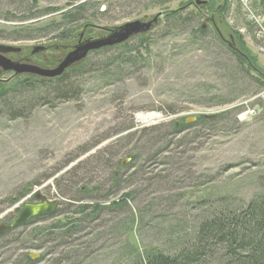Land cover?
Wrapping results in <instances>:
<instances>
[{
    "label": "rangeland",
    "instance_id": "374dc122",
    "mask_svg": "<svg viewBox=\"0 0 264 264\" xmlns=\"http://www.w3.org/2000/svg\"><path fill=\"white\" fill-rule=\"evenodd\" d=\"M81 3L87 5V12L81 22L71 26L62 15ZM173 12L187 18L188 25L170 28L166 15ZM155 17L159 19L155 28L141 36L148 43L138 54L132 53L135 58L147 59L148 64L123 81L91 72L100 69L115 52L105 54V58L89 55L83 60L85 75L74 79L79 85L74 100L33 107L26 118H0V264H24L23 255L32 264H71L63 255L73 251L83 256L81 264H132L136 247L171 241L169 234L197 223L199 201L225 199L241 207L264 194V88L252 89L249 82L221 70L230 44L239 49L243 43L251 63L264 74V43L256 38L249 21L251 17L264 21V0H248L246 5L240 0H0V37L16 33L35 37L19 42L0 39V45L20 49L18 54L6 55L14 63L25 64L20 62L25 58L30 65L53 69L77 45L82 33L87 39L127 22L148 23ZM200 26L201 35L197 32ZM64 30L69 38H64ZM141 37L132 38L129 45L139 46ZM35 48L43 50L33 52ZM14 76L29 75L0 71V87ZM250 76L259 77L254 72ZM227 85L231 87L229 102L218 104ZM204 87L209 91L207 96L201 94ZM229 110H233L231 120L220 129H187L144 150L151 156L153 151L161 153L147 165L139 164L143 165L142 173L130 156L120 152L138 151L143 134L126 143L127 136L136 130L168 127L170 122L189 126L199 116ZM149 114L156 115L149 123L138 119ZM242 114L248 116L241 121L237 116ZM104 159L106 164L113 163V168L116 162L123 168L130 164L124 169L123 190L104 202L108 206L132 194L127 204L130 212L106 207L105 216L89 226L83 224L80 233L52 254L46 248L36 249L44 241L37 242L44 236L38 234H48L49 227L71 217L63 215L66 200L58 193L57 184L61 193L75 199L112 192L109 181L97 178L109 173L102 166ZM88 160L93 161L96 172L88 173L91 165L81 168ZM174 161L182 170L172 174L167 164ZM77 165L80 170L73 172ZM167 174L173 179L161 189L151 184L157 175ZM72 182L77 184L72 186ZM36 193L46 201H56L57 213L8 231L24 204L38 203ZM135 215L139 224L134 221L131 225ZM176 222L185 226L179 228ZM122 228H132L134 234H125Z\"/></svg>",
    "mask_w": 264,
    "mask_h": 264
},
{
    "label": "trees",
    "instance_id": "16d2710c",
    "mask_svg": "<svg viewBox=\"0 0 264 264\" xmlns=\"http://www.w3.org/2000/svg\"><path fill=\"white\" fill-rule=\"evenodd\" d=\"M3 1L13 2L15 0ZM86 6V4L81 3L74 7L72 11L64 13L62 19L67 21L71 26L75 23L81 22L84 18L83 15L87 12V10L84 11ZM178 14V12H173L166 15L167 20L165 22H168L170 28L174 27L177 29V26L183 24L188 25L189 21L186 20L187 18H182L181 16L177 17ZM169 22H176V24H170ZM43 31L44 29L37 32L40 33ZM65 31L66 30L63 32ZM197 32L200 35L203 34L201 26L197 29ZM67 34L69 33L66 31L64 38H69ZM138 37L140 38L141 36ZM138 37L137 39H139ZM34 38L35 37L32 34L21 35L18 33L12 37H0L1 40H8L11 42L33 40ZM216 38L219 39V36ZM129 40L120 45L90 53L89 55L91 56L105 58L107 56L105 54L115 52L114 56L108 58L109 60H107L106 63H102L100 69L93 68L91 72H95L96 74L101 73V77L106 79L110 78L111 80L118 79V81H123V79L129 77L134 70L139 69L141 66H146L148 64L147 59L135 58L136 54L132 53L136 52L138 54V50L142 49V46H144L146 42L148 43V41H146V38L141 37L139 46L133 48L129 45ZM220 44L221 43H219V45ZM222 45L220 47H222ZM226 53L227 59L223 60L222 72L227 74L232 73L236 78H240L237 79L238 81L244 80L249 82L252 89L253 87L256 90L264 88L263 71L261 70L262 73L259 74L258 70H256L255 65L250 61L252 57L249 59L246 54V48L243 43H239V49L230 44ZM84 61L67 69L60 77L54 79H44L34 76H14V78L5 86L0 87V118L6 117L9 120L26 118L33 107L52 106L54 102L62 103L74 100L75 98L73 97V94L78 90L79 86L74 79L85 75V73H83L84 66L86 65L83 63ZM251 72L256 73L259 77H254L253 79L250 76ZM224 78H226V76H224ZM236 78L234 81L235 84H237ZM230 86H232V84H230ZM230 86L227 85L225 87L226 92L221 94L220 102H218V104L224 105L229 102L228 96L230 94L227 92L231 90ZM202 92L203 93L201 94H205L204 96L209 94L206 87H204V91ZM230 112H233V110L222 112L217 115L199 116L196 118L195 122L189 126L170 122L167 125L168 127L161 126L157 128L153 127L149 130H136L134 133L127 136L128 140H126V143L132 142L130 140L132 139L131 137H134L138 133L143 134L142 139L144 141L139 146V149L137 148L138 151L120 152L126 156H130L132 158L131 161L133 160L135 162V166H133L139 167L140 172L142 173L143 165L139 164L144 163V165H147L148 162H151L156 158V155L161 153V151H153L154 155L151 156L152 153L150 155L147 154L150 151L144 150L149 147L155 148V146L165 142L167 138H171L173 135H180L188 131L187 129H194V131H196L195 128L202 129V127L213 131L220 129L224 124L231 120L229 116V114H231ZM235 116L236 115H234V118ZM96 158L97 157H93V161L97 160ZM93 161L88 160L83 164L81 163V166L84 165V167L81 168L85 169L86 165H91V167H89L91 171L88 173H93V170L96 172V167L92 164ZM164 164L165 163L163 162L162 165ZM121 165L120 162H116V168H113V163H110L109 161L108 164H106L105 159L103 160L102 166H106L109 173H106L107 176L97 178L102 182L109 181L110 186L108 188L112 189L111 193L107 194L110 191H106L103 196H86L80 199L67 197L64 193H61L62 189H60L57 184L56 188L58 193L66 200L64 202L66 209H64L63 215L69 214L71 217L70 220L65 219L66 222L64 223L60 224L56 222L54 226L49 227L50 231L48 230V234H45V231L42 234H38H44V236L40 237L37 242L40 243L41 239L44 241L36 246V249L46 248L48 252H51L49 254H52L56 247L64 245L68 239L80 233V227L83 224L89 226L97 220L98 217L102 215L105 216V213L108 210L107 208L116 207V209L114 208V212L115 210H119L118 212H130L127 204L129 201H132V194H126L119 200V202H113L108 206H104L106 205L104 202L108 200L109 196L116 194L117 191L119 192L123 190V181L126 178L124 175V169L130 166V164L125 168ZM167 165L170 168V171L168 172H172V174L182 170L179 168L180 165L178 162L174 161L171 165ZM78 169L80 170V166L77 165L73 172H76ZM116 171L117 173H115ZM157 176L158 177L151 179L153 181L151 184L159 187L157 189H161L166 182L173 179L170 177V174ZM79 177H81L79 180L81 181L83 178L82 174ZM95 182L99 185L101 184L98 181ZM71 184L74 186L77 182H72ZM10 203H13V201H10ZM196 209L200 212L197 223L193 222L191 227H183L185 229L169 234L172 239L171 241L160 242L156 245L151 244L145 246L143 249L136 247L132 264H264V194L252 197L241 207L229 204L225 199H217L199 201L196 205ZM130 216H132L131 213ZM136 217L137 215H135V218H132L133 221L131 225H134V221L136 225L139 224ZM41 219L43 218H33L27 223L31 224L32 221ZM158 224L161 225V223ZM175 225H178L180 228L181 226H185V223L176 222ZM18 228L20 227H15L8 231L14 232ZM122 229L125 234H134L132 228ZM184 231L189 232L184 233ZM106 234L107 233L105 232V235ZM1 239L2 235H0V240ZM31 249H34V247ZM23 256L22 259L24 264H32L27 258V255ZM82 258L83 256L75 251L63 255V259L67 261V263L71 262V264H81L83 260ZM63 263L57 261L55 264Z\"/></svg>",
    "mask_w": 264,
    "mask_h": 264
},
{
    "label": "water",
    "instance_id": "95a60500",
    "mask_svg": "<svg viewBox=\"0 0 264 264\" xmlns=\"http://www.w3.org/2000/svg\"><path fill=\"white\" fill-rule=\"evenodd\" d=\"M156 22L157 17L148 23H143L140 20L127 22L108 30L107 34L91 37L79 42L53 69H43L30 64L14 63L6 58V55L18 54L20 53V49L0 45V71L3 73L12 72L14 75L27 74L44 79H54L60 77L67 69L85 60L90 53L120 45L132 37L145 34L153 28ZM41 50L43 48H35L33 52ZM190 121H194V119H190ZM35 199L38 203L23 205L9 228L23 226L33 218L51 215L56 210V201H46L38 193L35 194Z\"/></svg>",
    "mask_w": 264,
    "mask_h": 264
},
{
    "label": "built area",
    "instance_id": "2783aa9c",
    "mask_svg": "<svg viewBox=\"0 0 264 264\" xmlns=\"http://www.w3.org/2000/svg\"><path fill=\"white\" fill-rule=\"evenodd\" d=\"M241 3L245 4L247 3L248 0H240ZM249 21L252 23L253 27H254V32H255V36L256 38H259V40L264 43V21L260 20L259 18L256 19L254 17H251L249 19ZM264 52V51H263ZM248 115L247 114H242L240 116H238L239 120H244Z\"/></svg>",
    "mask_w": 264,
    "mask_h": 264
},
{
    "label": "flooded vegetation",
    "instance_id": "af4514ba",
    "mask_svg": "<svg viewBox=\"0 0 264 264\" xmlns=\"http://www.w3.org/2000/svg\"><path fill=\"white\" fill-rule=\"evenodd\" d=\"M158 22H159V19H157V22L155 23V25H156ZM155 25H154V26H155ZM154 26H153V27H154ZM152 29H153V28H152ZM152 29H151V30H152ZM151 30H150V31H151ZM107 31H108V30H106V34H107ZM150 31H149V32H150ZM83 32L86 33V30H84ZM149 32H148V33H149ZM148 33H145L144 35H146V34H148ZM102 35H103V34H102ZM138 36H143V35H137V36H135V37H138ZM85 38H86V37H83V33H82V37H81V36L79 37V41H84V40H86ZM88 38H91V37H87V39H88ZM132 38H134V37H132ZM130 39H131V38H130ZM79 41H78V43H79ZM78 43H77V44H78ZM92 53H93V52H92ZM20 62H25V64H29V60H28V59H25V58H24L22 61H20Z\"/></svg>",
    "mask_w": 264,
    "mask_h": 264
},
{
    "label": "bare ground",
    "instance_id": "6f19581e",
    "mask_svg": "<svg viewBox=\"0 0 264 264\" xmlns=\"http://www.w3.org/2000/svg\"><path fill=\"white\" fill-rule=\"evenodd\" d=\"M139 120L142 121V122H148L150 121L151 119H155L156 115L154 114H149V115H146V116H143V115H140L138 116ZM149 123V122H148Z\"/></svg>",
    "mask_w": 264,
    "mask_h": 264
}]
</instances>
